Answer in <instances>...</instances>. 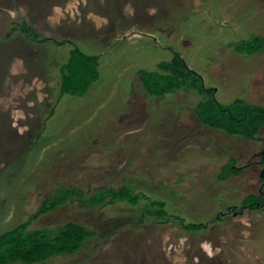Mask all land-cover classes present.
Instances as JSON below:
<instances>
[{
    "label": "rangeland",
    "instance_id": "1",
    "mask_svg": "<svg viewBox=\"0 0 264 264\" xmlns=\"http://www.w3.org/2000/svg\"><path fill=\"white\" fill-rule=\"evenodd\" d=\"M22 24L47 41L29 38ZM257 35L264 38V0H0V233L65 187L83 201L72 198L29 230L75 222L97 235L46 264H264V209L235 213L257 179L243 170L218 180L231 158L241 167L261 145L196 115L209 98L224 107L248 99V87L254 101L264 96V51L249 57L231 47L247 39V52L257 49ZM74 48L99 56L97 82L80 98L60 93ZM173 52L212 95L146 96L140 72L158 71ZM126 185L137 206L86 205ZM154 201L165 202L167 218L139 221ZM189 223L203 228L189 232Z\"/></svg>",
    "mask_w": 264,
    "mask_h": 264
},
{
    "label": "trees",
    "instance_id": "2",
    "mask_svg": "<svg viewBox=\"0 0 264 264\" xmlns=\"http://www.w3.org/2000/svg\"><path fill=\"white\" fill-rule=\"evenodd\" d=\"M29 37L40 43L47 41L46 38H38V34L26 24H22L20 28ZM259 40L264 43V38L257 35ZM255 37V36H254ZM249 39V38H248ZM249 41V40H248ZM247 39L235 44V51L239 54H245L249 57L261 54L264 51V44L247 52ZM67 43V42H66ZM64 44V43H63ZM246 49V50H245ZM99 56H90L84 54L80 49L74 48L70 52L67 63L60 68L61 73V96L72 95L78 98L83 97L88 89L96 83L98 75ZM158 71L140 72V79L144 85L145 91L151 97L165 96L169 93H177L180 89L194 90L200 95L214 93V90L203 87V79L194 70L188 68L187 64L182 60L178 52H173V58L170 62H163L158 65ZM200 76V77H199ZM198 78V79H197ZM197 79V80H196ZM89 91V90H88ZM87 91V92H88ZM214 98H209L207 104L209 109L203 112H196L204 126H208L218 131H223L227 135L242 136L246 139H257L259 130L264 126V109L247 105L241 100H236L232 107L240 108L241 113L238 115L233 113L231 106L224 107ZM216 109L215 115L210 117L211 108ZM214 114V111H213ZM55 115V110H51L48 118L43 125ZM44 125V126H45ZM236 161L231 158L229 163L221 169L218 176L219 181H225L228 177L239 175L242 173L240 169L235 167ZM130 185L123 186L121 189L114 188L101 189L98 195L89 201L86 205L91 207H102L106 204H115L126 202L129 205L137 206L139 197L135 194ZM52 197V201H44L40 211L36 213L30 220L22 223L10 231L0 233V264H46L50 259L57 256H71L77 254L85 245L97 235L86 226L75 222H68L63 226L57 227L53 231L48 230H29V226L33 220L39 216L50 214L59 207L65 205L72 198L82 200V195L76 189H67L65 187L59 192L58 196ZM93 197V196H92ZM109 200V201H108ZM83 201V200H82ZM50 203V204H48ZM156 210L146 209L141 213L140 220H144L145 216H156L158 218H167L166 204L162 201H154L151 203ZM203 228L202 224L189 223L184 226L189 232L195 233Z\"/></svg>",
    "mask_w": 264,
    "mask_h": 264
},
{
    "label": "flooded vegetation",
    "instance_id": "3",
    "mask_svg": "<svg viewBox=\"0 0 264 264\" xmlns=\"http://www.w3.org/2000/svg\"><path fill=\"white\" fill-rule=\"evenodd\" d=\"M247 95H248V99L246 98L242 99L243 102H245L247 105L264 109V100L261 102V99L262 98L264 99V96L259 98L260 99L259 101H254V96L252 95V91L250 90L249 87L247 89ZM259 133H262V137L258 136ZM259 133L256 136L257 138L256 140L255 139L249 140L245 138L247 141L253 144L260 143L261 145L251 156L252 160L247 161V163L241 167H237V160H235L236 161L235 167L237 169H240L241 171L243 170L247 171L246 173L250 177L257 179L258 182L256 186L249 187L247 195H245V197L241 201L242 205L239 212L235 211L236 215H243L246 212L250 216L264 209V126L260 128ZM236 208L229 209V211L232 212Z\"/></svg>",
    "mask_w": 264,
    "mask_h": 264
},
{
    "label": "crops",
    "instance_id": "4",
    "mask_svg": "<svg viewBox=\"0 0 264 264\" xmlns=\"http://www.w3.org/2000/svg\"><path fill=\"white\" fill-rule=\"evenodd\" d=\"M140 80H141V79H140ZM203 87H204V86H203ZM91 88H92V87H91ZM91 88H90V89H91ZM146 96H147V97H151V96H149V95L147 94V92H146ZM162 99H163V98H162ZM123 115H124V114H123ZM123 115H121L120 117H122ZM129 116H130V115H129ZM120 117H119V118H120ZM122 120H123V119H122ZM138 132H139V131H138ZM139 133H140V132H139Z\"/></svg>",
    "mask_w": 264,
    "mask_h": 264
},
{
    "label": "bare ground",
    "instance_id": "5",
    "mask_svg": "<svg viewBox=\"0 0 264 264\" xmlns=\"http://www.w3.org/2000/svg\"><path fill=\"white\" fill-rule=\"evenodd\" d=\"M119 56V55H118Z\"/></svg>",
    "mask_w": 264,
    "mask_h": 264
}]
</instances>
